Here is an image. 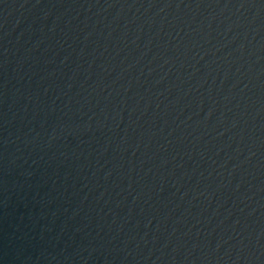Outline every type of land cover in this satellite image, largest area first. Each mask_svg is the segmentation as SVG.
Returning a JSON list of instances; mask_svg holds the SVG:
<instances>
[{
	"label": "water",
	"instance_id": "95a60500",
	"mask_svg": "<svg viewBox=\"0 0 264 264\" xmlns=\"http://www.w3.org/2000/svg\"><path fill=\"white\" fill-rule=\"evenodd\" d=\"M0 264H264V0H0Z\"/></svg>",
	"mask_w": 264,
	"mask_h": 264
}]
</instances>
